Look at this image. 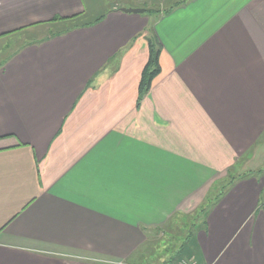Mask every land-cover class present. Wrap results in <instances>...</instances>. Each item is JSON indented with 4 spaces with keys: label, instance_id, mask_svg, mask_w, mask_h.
I'll return each mask as SVG.
<instances>
[{
    "label": "crops",
    "instance_id": "1",
    "mask_svg": "<svg viewBox=\"0 0 264 264\" xmlns=\"http://www.w3.org/2000/svg\"><path fill=\"white\" fill-rule=\"evenodd\" d=\"M1 40L0 264H154L229 170L254 169L264 0H0ZM203 218L183 260L264 264V181Z\"/></svg>",
    "mask_w": 264,
    "mask_h": 264
},
{
    "label": "trees",
    "instance_id": "2",
    "mask_svg": "<svg viewBox=\"0 0 264 264\" xmlns=\"http://www.w3.org/2000/svg\"><path fill=\"white\" fill-rule=\"evenodd\" d=\"M159 49L157 45L149 40V59L147 61V64L143 68V71L141 73L139 85H138V93L139 97L144 96L147 94L151 87V82L153 78L159 73L158 68V57H159ZM233 170H229L227 176L218 183L217 190L214 192H209L206 196L203 202L194 210L192 214H190L192 217V221L186 222L185 228L180 233H177L174 237H170L167 239L168 242H172L175 238H178L180 241V244L178 245V248L175 252L171 250L170 256L167 260L163 261L160 264H179L184 256V248L186 247L188 241L194 236V233L197 229L196 223L198 221L201 222V219H204L203 217H206L208 212L220 201L222 196L227 192V190L232 187L236 182L243 180L245 178L255 177L253 172H242L239 173L238 171L232 172ZM256 175V174H255ZM204 222L202 221L201 224ZM170 247H173V244L169 243ZM177 244V243H176ZM175 244V245H176ZM168 245V244H167ZM181 259V260H180ZM180 260V261H178ZM185 260V259H184Z\"/></svg>",
    "mask_w": 264,
    "mask_h": 264
},
{
    "label": "rangeland",
    "instance_id": "3",
    "mask_svg": "<svg viewBox=\"0 0 264 264\" xmlns=\"http://www.w3.org/2000/svg\"><path fill=\"white\" fill-rule=\"evenodd\" d=\"M2 40L0 42H2ZM9 52H10V48H4V46L2 44H0V61L3 60V58H5V56ZM260 147H261V153H259L258 155L256 154V158L251 163V167L254 169L247 170V171L253 172L254 176L257 179L264 181V144L260 145ZM246 159H247V156L244 155L242 160H241L242 170H245V168L247 167L245 164ZM242 172H246V171H242ZM242 172H239V173H242ZM177 233H180V232L177 231ZM171 235H173V234H171ZM169 238H170V236L167 235V237H166L164 235V238H162L159 243L156 242V248L158 247L159 249L156 250V254L154 255V259L157 260L156 263H154V264L161 263V262H158V260H160L161 258H164V257H165L164 261L167 260L169 258V256L171 255L170 251L173 250V252H175L176 249L178 248V245L180 244L181 240H179L178 238H175L174 240H172V242L167 243V239H169ZM169 243L173 244L172 248H169L170 247ZM174 244H176V245L174 246Z\"/></svg>",
    "mask_w": 264,
    "mask_h": 264
},
{
    "label": "water",
    "instance_id": "4",
    "mask_svg": "<svg viewBox=\"0 0 264 264\" xmlns=\"http://www.w3.org/2000/svg\"><path fill=\"white\" fill-rule=\"evenodd\" d=\"M121 11L126 12V13H141V12H143V10H141V9H132V8H122Z\"/></svg>",
    "mask_w": 264,
    "mask_h": 264
},
{
    "label": "built area",
    "instance_id": "5",
    "mask_svg": "<svg viewBox=\"0 0 264 264\" xmlns=\"http://www.w3.org/2000/svg\"><path fill=\"white\" fill-rule=\"evenodd\" d=\"M179 264H194V262H192L191 260L187 261V260H182L180 261Z\"/></svg>",
    "mask_w": 264,
    "mask_h": 264
}]
</instances>
